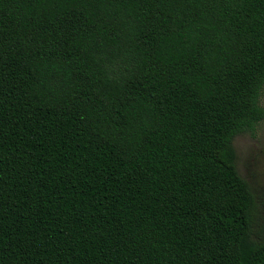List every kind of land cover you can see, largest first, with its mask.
<instances>
[{
  "label": "trees",
  "instance_id": "16d2710c",
  "mask_svg": "<svg viewBox=\"0 0 264 264\" xmlns=\"http://www.w3.org/2000/svg\"><path fill=\"white\" fill-rule=\"evenodd\" d=\"M263 88L264 0H0V264H264Z\"/></svg>",
  "mask_w": 264,
  "mask_h": 264
},
{
  "label": "rangeland",
  "instance_id": "374dc122",
  "mask_svg": "<svg viewBox=\"0 0 264 264\" xmlns=\"http://www.w3.org/2000/svg\"><path fill=\"white\" fill-rule=\"evenodd\" d=\"M261 105L264 108V88ZM233 147L237 171L255 196V238L264 239V120L257 125L253 134L243 133L236 136Z\"/></svg>",
  "mask_w": 264,
  "mask_h": 264
}]
</instances>
